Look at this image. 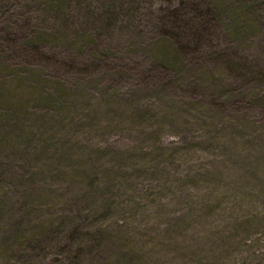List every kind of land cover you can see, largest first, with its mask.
I'll return each instance as SVG.
<instances>
[{"label": "rangeland", "instance_id": "1", "mask_svg": "<svg viewBox=\"0 0 264 264\" xmlns=\"http://www.w3.org/2000/svg\"><path fill=\"white\" fill-rule=\"evenodd\" d=\"M0 264H264V0H0Z\"/></svg>", "mask_w": 264, "mask_h": 264}]
</instances>
